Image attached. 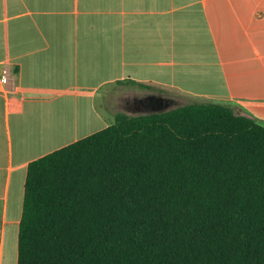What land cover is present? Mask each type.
I'll list each match as a JSON object with an SVG mask.
<instances>
[{"label":"crops","instance_id":"obj_1","mask_svg":"<svg viewBox=\"0 0 264 264\" xmlns=\"http://www.w3.org/2000/svg\"><path fill=\"white\" fill-rule=\"evenodd\" d=\"M162 92L264 123V0H0V264H18L30 162L130 114L117 96Z\"/></svg>","mask_w":264,"mask_h":264},{"label":"trees","instance_id":"obj_2","mask_svg":"<svg viewBox=\"0 0 264 264\" xmlns=\"http://www.w3.org/2000/svg\"><path fill=\"white\" fill-rule=\"evenodd\" d=\"M18 264H264V123L215 101L118 113L33 160Z\"/></svg>","mask_w":264,"mask_h":264},{"label":"rangeland","instance_id":"obj_3","mask_svg":"<svg viewBox=\"0 0 264 264\" xmlns=\"http://www.w3.org/2000/svg\"><path fill=\"white\" fill-rule=\"evenodd\" d=\"M131 90V89H129ZM138 94L144 96L147 94V91L143 90V89H136ZM117 93V91H114ZM159 93V90H157V94ZM163 95L165 96H169L173 99V104H171L169 106L170 108L176 107V106H180V105H184L190 102H194L190 99H187L186 97L180 96V94H176V93H172V94H167L166 92H162ZM105 93L99 94L97 97V106L98 108L105 114L109 115V112L107 111L106 105H105V97L107 98V96H104ZM116 108H118V110L120 111H126L129 112L130 114H138V113H147V112H151L153 109L150 107H145V106H135L134 105V99L132 96H128V97H124L122 95L117 96V98L114 101ZM110 104V103H109Z\"/></svg>","mask_w":264,"mask_h":264},{"label":"water","instance_id":"obj_4","mask_svg":"<svg viewBox=\"0 0 264 264\" xmlns=\"http://www.w3.org/2000/svg\"><path fill=\"white\" fill-rule=\"evenodd\" d=\"M160 104L162 106H159L158 108H155L154 111H164L169 109V106L173 104L172 100L170 99H164V98H159Z\"/></svg>","mask_w":264,"mask_h":264},{"label":"flooded vegetation","instance_id":"obj_5","mask_svg":"<svg viewBox=\"0 0 264 264\" xmlns=\"http://www.w3.org/2000/svg\"><path fill=\"white\" fill-rule=\"evenodd\" d=\"M142 104L146 107H150L152 109L158 108L159 106H162L160 104L159 99H148L147 101H142Z\"/></svg>","mask_w":264,"mask_h":264},{"label":"built area","instance_id":"obj_6","mask_svg":"<svg viewBox=\"0 0 264 264\" xmlns=\"http://www.w3.org/2000/svg\"><path fill=\"white\" fill-rule=\"evenodd\" d=\"M1 83L4 85V84H7L8 83V76H7V73H3V75L1 76Z\"/></svg>","mask_w":264,"mask_h":264}]
</instances>
